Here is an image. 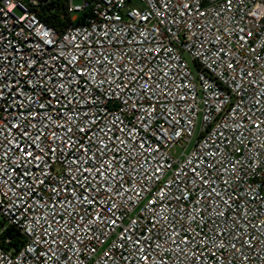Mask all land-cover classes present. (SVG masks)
Masks as SVG:
<instances>
[{
    "label": "built area",
    "instance_id": "1",
    "mask_svg": "<svg viewBox=\"0 0 264 264\" xmlns=\"http://www.w3.org/2000/svg\"><path fill=\"white\" fill-rule=\"evenodd\" d=\"M79 1L0 0V264H264V0Z\"/></svg>",
    "mask_w": 264,
    "mask_h": 264
},
{
    "label": "rangeland",
    "instance_id": "2",
    "mask_svg": "<svg viewBox=\"0 0 264 264\" xmlns=\"http://www.w3.org/2000/svg\"><path fill=\"white\" fill-rule=\"evenodd\" d=\"M75 4H80V1L79 0H75ZM16 14L21 15L19 11H17ZM194 142H195V140H194ZM1 225H5V224L4 223H1Z\"/></svg>",
    "mask_w": 264,
    "mask_h": 264
},
{
    "label": "snow or ice",
    "instance_id": "3",
    "mask_svg": "<svg viewBox=\"0 0 264 264\" xmlns=\"http://www.w3.org/2000/svg\"><path fill=\"white\" fill-rule=\"evenodd\" d=\"M82 74V73H81ZM81 131H84L83 129H81ZM21 151H24V149L23 148H21L20 149ZM27 156H32V153L31 152H27V153H25ZM34 158V157H33ZM54 191H55V189H54Z\"/></svg>",
    "mask_w": 264,
    "mask_h": 264
},
{
    "label": "trees",
    "instance_id": "4",
    "mask_svg": "<svg viewBox=\"0 0 264 264\" xmlns=\"http://www.w3.org/2000/svg\"><path fill=\"white\" fill-rule=\"evenodd\" d=\"M13 231V229H9V233H11Z\"/></svg>",
    "mask_w": 264,
    "mask_h": 264
}]
</instances>
